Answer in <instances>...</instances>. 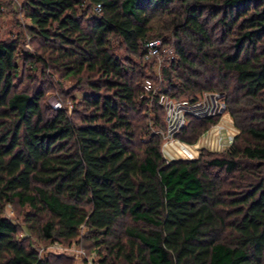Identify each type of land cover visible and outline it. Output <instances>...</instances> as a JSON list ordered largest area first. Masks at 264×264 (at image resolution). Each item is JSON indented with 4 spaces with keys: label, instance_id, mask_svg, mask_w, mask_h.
<instances>
[{
    "label": "trees",
    "instance_id": "16d2710c",
    "mask_svg": "<svg viewBox=\"0 0 264 264\" xmlns=\"http://www.w3.org/2000/svg\"><path fill=\"white\" fill-rule=\"evenodd\" d=\"M14 10L29 25L15 19L0 39V264H59L19 238L7 205L38 244L75 242L96 264H264V0H20ZM157 38L173 51L159 76L144 48ZM204 92L222 96L237 136L166 163L157 95ZM215 122L189 117L174 136L193 143Z\"/></svg>",
    "mask_w": 264,
    "mask_h": 264
},
{
    "label": "built area",
    "instance_id": "2783aa9c",
    "mask_svg": "<svg viewBox=\"0 0 264 264\" xmlns=\"http://www.w3.org/2000/svg\"><path fill=\"white\" fill-rule=\"evenodd\" d=\"M99 10V6H96L94 8L95 13H99ZM162 46L163 45L160 39H153L147 41L144 44V48L146 50V58L149 59L154 57L158 61L161 60L162 57H168L169 59H173L172 49H166ZM145 87L146 89L152 88V83L150 80L145 81ZM156 100L157 104L164 109V139L167 138V140L169 141L166 142V140L165 142L170 143V149L168 148V151L166 149H163V147H168V145L166 146L164 142L161 146L162 157L164 161H166V163L176 160H195L199 156L201 150L214 152L215 149L213 148V144H215V142L216 144H219L223 141H226V149L227 147L232 145L235 137L237 136V134L233 133L236 132L237 129L234 127L229 114L226 112L225 104L220 94L204 92L202 93V95L197 97L196 100L191 101L185 98L175 100L160 93L157 95ZM58 106L59 105L55 104L52 107L56 109ZM225 115H227L228 121L224 120ZM189 117L196 119L214 117L216 118V122L214 123L215 125L211 124L212 127L210 132L205 130L206 132H204L200 136V139H198L197 143L194 146L191 147L179 143V146L177 147L175 146L176 144H174V142H177L178 140H175L174 135L186 125L187 119ZM217 122H219L218 124H220V130L216 127L218 126ZM224 124L231 125L228 130L230 131V133L227 137L222 132V129L225 132V129L223 127ZM222 151L218 149L215 152L218 153Z\"/></svg>",
    "mask_w": 264,
    "mask_h": 264
},
{
    "label": "rangeland",
    "instance_id": "374dc122",
    "mask_svg": "<svg viewBox=\"0 0 264 264\" xmlns=\"http://www.w3.org/2000/svg\"><path fill=\"white\" fill-rule=\"evenodd\" d=\"M10 1H11V6L10 7L4 6L3 10H2V12L0 14V39H2V40L7 38L8 32L16 31V29L13 26L14 25L13 22H14L15 19L18 22L22 23V24L29 25V21L24 19L22 17V15H18V14L13 13V12H15L14 9L19 4L20 0H10ZM161 42H162V40H161ZM162 45H163L162 46L163 48H166V49H170L171 48V46H167L163 42H162ZM25 48L29 49V46L25 45ZM148 60H150V59H148ZM160 62L161 61L159 60L158 63H154V67H153V72L157 76H159V74H160V68H159L160 67ZM158 78L160 79V77H158ZM69 84H70V81L69 82L66 81L64 83V85L66 87L69 86ZM154 85H156V84H154ZM175 100H177V99H175ZM47 102H48V105L52 109H54L52 107L53 105H55V104L59 105L54 110L60 109L62 107V105H63L61 97L56 95V94H52L51 96H49L47 98ZM66 106H67L68 113H70L72 105L68 102L66 104ZM164 117H165V115H163V120H164ZM220 118H221V116H220ZM224 120L228 121V119H224ZM231 121H232V119H231ZM218 123L219 122H217V124ZM232 123H233V121H232ZM186 124H187V122H186ZM219 126H220V124H218V126H216V127L220 130L221 128H219ZM211 127H212L211 125L209 127H207L206 131L210 132ZM223 127L225 129V132H224L223 129H222V132L227 137L228 134L230 133V131H228V130L231 127V125L224 124ZM206 131H203L193 143H187V142L183 143V141H181L180 139H178V138H176L174 136L175 140H178L177 142H174V144H176L175 146H177V147L179 146V143L180 144H185V145H188V146L192 147V146H194L197 143L198 139H200V136ZM159 133L161 135V142H160L161 146H162V144L164 142L166 146L168 145V147L167 148L163 147V149H166L168 151V148L170 149V146H169L170 143H166V142H168L169 140H167V138L164 139V137H165L164 131H162V132L159 131ZM233 133L238 134L237 130H236V132H233ZM226 137H225V140H226ZM225 143H226V141H223L222 143H219V144H216V142H215V144H213V148L215 149V151L218 150V149L220 151H222L223 149H225V145H226ZM199 146H201V145H199ZM209 152H211V151H209ZM215 153H217V152H215ZM4 216L7 217L8 219H10L12 223L20 225V232H19V235H18L19 238H25V237H29L30 236L29 238H30V242L32 243V247L38 252L39 256L42 259L47 258L49 255H54V256H56L55 258L58 259V263L59 264H94L96 262L95 253L94 252H91L90 254L86 253V251H84V249H82L75 242L70 244V245L59 244V243L58 244H55V243H52V244H44V243L38 244V242H36L35 239H32L34 237L30 234V232L28 231V229H27L26 225L23 223V221L20 220L21 218H19V216L21 217L23 215L19 214V212L17 210L15 211L10 205H7L5 207Z\"/></svg>",
    "mask_w": 264,
    "mask_h": 264
},
{
    "label": "bare ground",
    "instance_id": "6f19581e",
    "mask_svg": "<svg viewBox=\"0 0 264 264\" xmlns=\"http://www.w3.org/2000/svg\"><path fill=\"white\" fill-rule=\"evenodd\" d=\"M224 118L227 119V115H225Z\"/></svg>",
    "mask_w": 264,
    "mask_h": 264
}]
</instances>
